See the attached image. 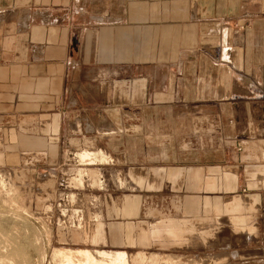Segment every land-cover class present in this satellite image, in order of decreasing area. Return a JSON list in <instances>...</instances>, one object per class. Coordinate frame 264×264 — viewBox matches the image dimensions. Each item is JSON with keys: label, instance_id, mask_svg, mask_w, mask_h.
Segmentation results:
<instances>
[{"label": "crops", "instance_id": "crops-1", "mask_svg": "<svg viewBox=\"0 0 264 264\" xmlns=\"http://www.w3.org/2000/svg\"><path fill=\"white\" fill-rule=\"evenodd\" d=\"M116 83L126 99L116 100ZM33 118L52 140L80 149L77 159L108 158L81 165L108 164L106 151L133 172L178 170L186 191L217 185L222 172L226 193L232 178L246 199L225 205L229 229L217 222L193 242L163 218L153 234L137 224L134 235L185 247L235 241L237 219L255 210V229L264 222V0H0V125L26 128ZM43 142L17 136L21 148ZM157 157L171 159L147 168ZM197 195V208L185 199L181 213L209 205ZM83 213L91 220L83 235L88 228L91 242L101 241L98 215ZM109 226L113 243L124 244L121 226Z\"/></svg>", "mask_w": 264, "mask_h": 264}, {"label": "rangeland", "instance_id": "rangeland-1", "mask_svg": "<svg viewBox=\"0 0 264 264\" xmlns=\"http://www.w3.org/2000/svg\"><path fill=\"white\" fill-rule=\"evenodd\" d=\"M124 85L112 84L113 89L117 88L114 92L116 100L121 101L127 96V92L121 91ZM28 124L26 128L22 124L0 125V264H58L52 258L55 248L89 249L96 258L98 252L123 250L127 253L129 264H153L155 257L158 258L156 264H202L199 260L202 255L220 257L221 262L215 264H264V222H258L255 229L250 220L255 210L250 211L244 220L237 219L235 232L238 237H235V241L228 240L218 245L199 243L200 247H185L160 241V245H154L137 240L134 235L137 224L144 225L153 234L154 226L163 218L180 222L184 229L193 233L189 238L193 242H200V233L205 229L214 232L217 222H224L221 227L229 229L227 220L231 214L224 209L225 205L234 197H246L242 195L241 188L234 191L232 178L229 184L225 181L226 193L222 192L219 187L222 172L216 175L217 185L188 188L186 191L181 189L178 170L155 168L146 171L140 168V172H133L106 151L110 160L108 164L81 165L75 157V152L80 149L74 145L70 149L68 144L52 140L46 135L50 128L35 123V118L29 120ZM19 127L25 130L21 131ZM116 131L114 126L111 132ZM19 134L44 141L45 146L21 148L17 145ZM109 141L115 142L114 139ZM50 146H55L53 154ZM82 148L91 151L98 149ZM170 159L153 158L146 167L161 165ZM87 169H97L99 187L87 174L82 176L81 182L75 180L76 175L86 173ZM197 192L200 194L197 196L205 197V200L210 197L209 205L200 214L197 209L191 213L186 212L185 208L181 213L185 199H191L197 208L198 199L191 197L196 196ZM133 195L139 198V204L128 200ZM83 212L98 215V220L103 224L101 241H90L88 232L91 220H86ZM79 215L83 216V221L78 219ZM63 224L68 225L66 232L68 228L81 229L79 232L82 236V228L87 225L89 229L80 242L61 241L58 230ZM110 224L121 226L124 244L113 243ZM162 233L158 231L155 235ZM145 234H148L146 230ZM159 238L157 236L156 239ZM139 251L147 254L137 253Z\"/></svg>", "mask_w": 264, "mask_h": 264}, {"label": "bare ground", "instance_id": "bare-ground-1", "mask_svg": "<svg viewBox=\"0 0 264 264\" xmlns=\"http://www.w3.org/2000/svg\"><path fill=\"white\" fill-rule=\"evenodd\" d=\"M82 153H81L80 157L78 158L79 159V163H81V164L82 163L83 164H85V163L86 164L106 163L108 161V158L105 157V155L102 152L98 153L96 155L95 154L94 155H88L85 152L83 154ZM96 172H93V171L90 170L89 172H86L85 174H87L93 181H96L97 176H98ZM83 175L84 174L82 173V175L79 174L77 176L76 179H77L78 182H81V181H79V179ZM97 182H99V181H97ZM78 219L80 221H83L82 219H84V218H83V216L79 215ZM98 226H100V225H98ZM67 227H68V225L63 224L62 227L58 230L59 240H61V241L62 240L63 241L64 240H70V241H73V242H77V241L80 242V240L83 237L82 234L79 232L81 229L80 230L78 229L79 231H76V230H71V229L68 228L67 229L68 232H66V228ZM94 227H95V225H94ZM78 228H81V227L79 226ZM94 231L96 233L97 230H94ZM92 240H94V239L92 238ZM100 240H101V238H100ZM92 244H94V243H92ZM97 254H98V257L96 258L87 249L55 248L52 251V258H53V260L57 261L58 264H129L127 256H126V253H124V252H98ZM157 260H158V258L155 257V260H154L155 264H156ZM199 260H200V262H202V264H212L214 262L215 263L219 262L220 261V257H217V256H213L212 257L210 255H202V257H200ZM170 262H172V261H170Z\"/></svg>", "mask_w": 264, "mask_h": 264}]
</instances>
